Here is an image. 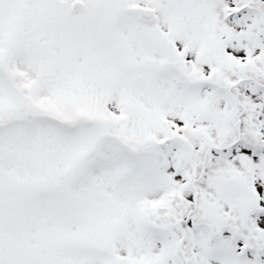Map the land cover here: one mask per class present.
Returning a JSON list of instances; mask_svg holds the SVG:
<instances>
[{
    "label": "snow or ice",
    "instance_id": "snow-or-ice-1",
    "mask_svg": "<svg viewBox=\"0 0 264 264\" xmlns=\"http://www.w3.org/2000/svg\"><path fill=\"white\" fill-rule=\"evenodd\" d=\"M0 264H264V0H0Z\"/></svg>",
    "mask_w": 264,
    "mask_h": 264
}]
</instances>
